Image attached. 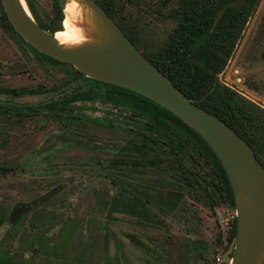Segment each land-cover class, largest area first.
<instances>
[{"label":"rangeland","instance_id":"1","mask_svg":"<svg viewBox=\"0 0 264 264\" xmlns=\"http://www.w3.org/2000/svg\"><path fill=\"white\" fill-rule=\"evenodd\" d=\"M29 1L40 22L51 25L56 21L54 0ZM106 1L113 4L119 17L134 31L140 52L151 53L166 46L177 24L171 14L180 5L179 0ZM0 19L7 21L2 6ZM263 51L264 0H259L218 80L262 109ZM76 77L81 75L72 66L41 56L20 40L9 24L6 28L0 26L1 88L58 87ZM60 87L43 97L21 100L31 104L76 91L72 85ZM7 99L0 96L2 103ZM41 123L37 119L21 124L7 122L0 115V167L15 168L10 174L0 175V220L4 221L0 227V261L5 264H149L153 257L145 247L165 243L170 245L171 257L167 256L160 264H171L170 260L178 262V257L184 264H204L193 249V243L200 241L208 249L206 260L216 255L219 263L230 264L232 248L225 251L217 238L225 239L235 210L224 205L214 193L211 163L204 155L198 154L193 161L185 160L186 170L179 179L178 189L164 187V192L175 195L177 206L172 212L151 209L143 216L130 212L110 217L112 183L117 184L120 177L114 170H107L106 175L101 173L97 163L103 158L95 142L117 136L96 125H87L77 135L61 131L58 126L45 130ZM99 175L104 178L101 185L80 195ZM194 175L206 184L213 199L205 197ZM59 187L60 191L52 198L10 224L16 206L31 203ZM211 201L217 202V206L212 207Z\"/></svg>","mask_w":264,"mask_h":264},{"label":"flooded vegetation","instance_id":"2","mask_svg":"<svg viewBox=\"0 0 264 264\" xmlns=\"http://www.w3.org/2000/svg\"><path fill=\"white\" fill-rule=\"evenodd\" d=\"M0 6H2L1 0ZM5 19L8 20L6 13ZM0 26L6 28L7 21L0 19ZM18 37L24 41L20 35ZM33 50L55 63L54 58L35 48ZM61 64L72 66L64 62ZM65 84L74 86L76 91L57 99L52 98L31 104L21 100L27 97H43L47 95L46 92L56 88L60 90L62 88L60 86ZM118 88L87 78L83 74L79 78L69 79L58 87L52 85L51 88H44V85H41L38 89L28 90L0 87V90H3L0 96L9 97L12 100L11 102L9 99L4 100V103L0 101V115L7 122L19 124L30 119H37L43 121L41 125L45 130L58 126L61 131L78 135L81 134L82 128L86 129L87 125H96L99 129L116 135L117 138L100 139L95 142V147L103 158L97 163L101 173L106 175L107 170H114L120 177L117 184L112 183L114 196L108 207L109 210L110 204H114L115 212L112 216L120 213L122 203H128L130 205L128 211L137 216L150 213L151 209L172 212L177 206V202L174 201L175 195L169 191L164 192V187L171 186L178 189L179 179H182L185 169V160L193 161L198 156V139L187 131L188 139L185 141L184 122L181 119L172 113L169 115L160 109L161 106L151 104L150 100H144V97L138 94H131ZM106 151L110 153L107 154ZM14 170L15 168L2 166L0 175L10 174ZM194 176L196 183L200 182L204 189H207L206 184L198 176ZM103 180L104 178L99 175L80 194L92 192L101 185ZM91 186L94 187L88 190ZM52 191L55 193L37 207L57 194L60 187L45 194ZM31 203L18 205L14 210ZM35 208L25 212L15 222L10 220V224H15ZM3 222L0 220V227Z\"/></svg>","mask_w":264,"mask_h":264},{"label":"water","instance_id":"3","mask_svg":"<svg viewBox=\"0 0 264 264\" xmlns=\"http://www.w3.org/2000/svg\"><path fill=\"white\" fill-rule=\"evenodd\" d=\"M23 1L26 7L21 0H1V3L10 24L26 43L57 61L72 65L87 78L131 91L156 103L181 119L207 143L226 172L234 196L237 234L230 264H264V166L249 144L220 118L191 102L142 55L95 0L79 2L94 12L101 25V36L95 42L70 49L60 47L54 40L55 32L36 23ZM56 1L63 10L68 0ZM246 1L226 3L217 12L213 26L227 9L239 10ZM54 193L17 207L11 221L15 222ZM131 241L137 243L133 238Z\"/></svg>","mask_w":264,"mask_h":264},{"label":"trees","instance_id":"4","mask_svg":"<svg viewBox=\"0 0 264 264\" xmlns=\"http://www.w3.org/2000/svg\"><path fill=\"white\" fill-rule=\"evenodd\" d=\"M25 1L39 26L52 32L61 30L64 16L56 0L54 2L57 8V19L51 25L40 22L30 1ZM95 1L140 51L136 34L128 23L119 17L113 4L106 0ZM230 1L232 0H179L180 5L171 14L177 24L171 32L166 46L151 53H141L153 66L166 75L191 102L220 118L243 138L254 150L257 160L264 166V109L242 97L235 90L222 85L218 80V75L232 57L259 0H247L239 10L236 8L227 9L220 21L213 26L217 12ZM8 24L12 31L18 35L9 21ZM262 56L264 58V51ZM54 61L61 64L60 61ZM79 75L82 76L81 73ZM118 89L135 94L122 88ZM143 99L147 100L146 98ZM149 102L158 107L154 102ZM160 109L171 115L169 111ZM187 131L198 139V154L204 155L206 160L211 163V187L214 193L218 194V199L224 205L235 210L231 185L219 159L207 143L184 123L185 141L188 139ZM198 185L205 197L209 200L213 199L212 193L208 189H204L200 182ZM110 205L108 214L111 217L115 209L113 203ZM214 205L217 206V202L211 201V206L214 207ZM128 207H130L128 203H122L119 212L130 214ZM236 234L237 221L234 217L225 233V239L217 238L218 245L224 244L225 251L229 247L232 248L230 258L232 257ZM141 247L144 248V246ZM145 248H149L146 252L153 257L149 264L164 263L163 261L167 260V256L171 257L170 245L165 243L160 245L153 243ZM193 249L198 252V258L204 261V264H225L219 263L216 255L211 260H206L208 249L200 241L193 243ZM169 262L171 264H184L180 257H178V262L171 260ZM0 264H5V262L0 261Z\"/></svg>","mask_w":264,"mask_h":264},{"label":"bare ground","instance_id":"5","mask_svg":"<svg viewBox=\"0 0 264 264\" xmlns=\"http://www.w3.org/2000/svg\"><path fill=\"white\" fill-rule=\"evenodd\" d=\"M21 2L26 7L24 1ZM62 13V28L54 34V40L60 47L70 49L95 42L101 36V25L94 12L79 0H68Z\"/></svg>","mask_w":264,"mask_h":264},{"label":"built area","instance_id":"6","mask_svg":"<svg viewBox=\"0 0 264 264\" xmlns=\"http://www.w3.org/2000/svg\"><path fill=\"white\" fill-rule=\"evenodd\" d=\"M219 260H220V259H219V258H217V261H218V262H219Z\"/></svg>","mask_w":264,"mask_h":264}]
</instances>
